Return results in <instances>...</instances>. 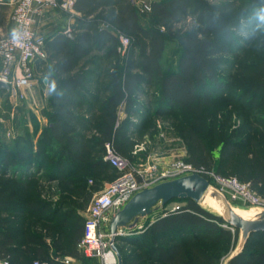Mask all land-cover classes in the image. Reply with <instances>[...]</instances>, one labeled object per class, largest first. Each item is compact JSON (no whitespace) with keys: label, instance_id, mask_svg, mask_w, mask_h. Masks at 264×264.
Segmentation results:
<instances>
[{"label":"rangeland","instance_id":"obj_1","mask_svg":"<svg viewBox=\"0 0 264 264\" xmlns=\"http://www.w3.org/2000/svg\"><path fill=\"white\" fill-rule=\"evenodd\" d=\"M198 1L226 16H239L242 22L235 31L238 48L220 68L225 78V90L216 96L211 106L196 115L168 109L163 105L158 84L145 85V93L139 96V113L128 119L119 113L115 130L124 126L131 140L127 145L128 155H120L142 171L152 165L167 168L177 161L190 164L195 157L197 164L216 169L220 173L216 174L221 177L237 179L264 199V9H255L250 0ZM11 11V7L0 9V36L10 30L8 18ZM141 15L145 17V27L166 31V27L159 25L148 13ZM77 17H81L77 10L73 15L47 13V25L42 19L38 28L47 38L64 34L73 39L79 33L75 30ZM103 25L110 27L106 23ZM194 28L195 22L189 18L173 27L171 34L167 33L161 61L165 72L176 70L183 51L181 36L174 33L177 30L187 33ZM121 34L131 40L126 49L119 47L122 65L130 54L138 56L148 52V40ZM46 50V60L33 62L31 71L35 77L44 80L49 102L61 96L59 87L66 77L57 78L55 85L49 84V79L57 74L59 60L50 42ZM115 64L113 58H107V51H93L82 65V69L91 74L90 82L85 85L86 92L98 94L104 100L107 95L103 90L109 84L108 72ZM2 70L0 64V73ZM86 92L82 93L92 102ZM75 110L85 119L93 116L98 119L92 131L80 133L92 150L79 164L70 161L63 154L64 149L51 140L47 133L50 126L48 116L43 113L42 117L37 116L11 92H0V160L3 150L26 154L28 129L33 132L35 123L41 127L37 156L21 162L18 168H0V192L5 195L4 201L0 202V235L6 234L12 242L5 256H10L14 264H31L35 260L53 264L58 259L72 257L76 253V234L79 229H84L93 198L112 178L110 170H97L93 166L104 159V149L97 144L101 133L97 127L103 118L88 107ZM259 121L260 125L257 124ZM230 203L241 210L249 207L243 202ZM31 204L38 207L34 209ZM184 205L179 201L167 206L158 205L151 215L140 220L138 227L124 229L116 247L126 262L152 264L147 259L152 249L168 247L171 242L147 235L146 229L159 217L174 213ZM231 232L232 239H208L203 234H196L198 241L189 243L187 248L189 261L197 263L200 254L205 252L218 257V264H228L239 240V237L235 239V230ZM260 250H263L260 246L250 248L251 252ZM90 261L89 264H95Z\"/></svg>","mask_w":264,"mask_h":264},{"label":"trees","instance_id":"obj_2","mask_svg":"<svg viewBox=\"0 0 264 264\" xmlns=\"http://www.w3.org/2000/svg\"><path fill=\"white\" fill-rule=\"evenodd\" d=\"M250 5L255 9H264V0H250ZM75 10L81 17L76 18L75 30L79 33L73 39L64 34L47 38L42 31H38L45 38V50L50 42L56 49L55 57L59 60L57 74L49 79V84L55 85L58 83L57 78L66 77L59 87L61 96L58 99L54 97L49 102L47 100L42 113L50 119L47 133L51 140L64 149L63 154L70 161L77 164L85 161L92 148L80 133L92 131L95 127L94 122L98 121L97 116L90 119L81 117L76 108L88 107L90 110H96L103 118L97 127L101 131L97 144L104 149V153L105 144L113 142L117 153L126 156L127 145L131 143L129 132L124 126L119 131L115 130L118 128L116 123L120 112L126 119L139 113L141 107L139 96L145 93V85L158 84L161 100L168 109L196 115L211 106L216 101V96L225 90V78L220 68L238 48L235 31L242 26L239 16H226L198 0H153L151 11L146 13L159 25L166 27V31L162 32L160 29L145 27L143 23L145 17L132 0H77ZM54 11L66 14L59 10ZM189 18L194 20L196 28L187 33H181L180 30L174 33L181 36L183 51L176 70L165 72L161 61L166 49V35L171 34L173 27ZM104 23L110 27L104 26ZM119 33L148 40V52L140 53L138 56L130 54L122 65L119 50L121 45L119 37L122 34L118 36ZM95 50L107 51V58H113L116 63L108 72L109 84L103 90L107 95L104 100L98 94L86 92L85 88L90 82L91 74L89 70L82 69V65ZM34 79L44 88V80L35 76ZM83 91L91 96L92 102L87 100ZM257 124L260 125L261 122ZM40 129L37 123L33 132L28 129L29 147L26 154L3 150L0 168L7 170L18 168L21 162L35 158L40 150ZM190 164L203 166L220 174L212 167L197 164L195 157ZM93 166L97 170L105 168L110 170L112 174L110 182L117 177V171L104 159ZM4 196V192H0V202L4 201ZM174 201L185 205L174 213L159 217L145 231L147 235L162 238L171 244L168 247L153 248L147 259L152 264H218V257L205 252L200 254L197 263H191L187 248L189 243L198 241L196 234H203L208 239L223 237L232 239L234 238L232 228L221 217L205 210L191 199ZM30 206L34 209L38 207L35 204ZM83 234L84 229H79L76 234V253L70 258L82 264H89L91 261L77 248ZM235 236V239H238V230H235ZM0 238V261L9 260L10 264H14L10 256H5L12 242L6 234L0 235ZM257 246L263 250L250 251L251 247ZM65 259H58L53 264H65ZM47 262L52 264L50 261ZM122 264L130 263L122 256ZM228 264H264V232L252 234L243 252L231 259Z\"/></svg>","mask_w":264,"mask_h":264},{"label":"built area","instance_id":"obj_3","mask_svg":"<svg viewBox=\"0 0 264 264\" xmlns=\"http://www.w3.org/2000/svg\"><path fill=\"white\" fill-rule=\"evenodd\" d=\"M142 13L151 11L150 0H132ZM77 0H0V9L11 7L9 16L10 30L0 36V61L3 70L0 81L8 85L7 91L18 97L21 102L29 98L34 86L31 65L37 60H45V38L36 29L38 18L49 11L59 10L75 14ZM13 29L16 35H13ZM121 46L126 49L130 38L119 37ZM104 161L117 171V177L107 183L92 200L84 225V234L78 243V251L95 264H119L116 253L111 247L113 235L110 230L112 218L139 192L152 188L162 182L198 174L222 192L229 202H243L250 207H263L264 199L258 197L247 185L234 178H225L204 167H195L182 161L174 162L167 168L152 165L142 171L133 166L115 150L113 142L104 146ZM120 230L116 238L122 236ZM65 264H82L73 258L64 260ZM0 264H10L1 260ZM33 264H50L36 260Z\"/></svg>","mask_w":264,"mask_h":264},{"label":"water","instance_id":"obj_4","mask_svg":"<svg viewBox=\"0 0 264 264\" xmlns=\"http://www.w3.org/2000/svg\"><path fill=\"white\" fill-rule=\"evenodd\" d=\"M8 89V85L0 81V91ZM176 199L193 200L205 210L221 217L230 228L239 231L238 245L228 262L243 252L252 234L264 232L263 207L249 206L241 210L230 203L226 196L212 186L205 177L198 174L187 175L137 193L112 218L111 247L117 255L119 264H122V256L115 245L118 232L135 229L140 220L151 215L158 205L167 206Z\"/></svg>","mask_w":264,"mask_h":264},{"label":"crops","instance_id":"obj_5","mask_svg":"<svg viewBox=\"0 0 264 264\" xmlns=\"http://www.w3.org/2000/svg\"><path fill=\"white\" fill-rule=\"evenodd\" d=\"M51 12H56V11H49L47 13H51ZM47 13H45L42 17L38 18L37 20L36 29L39 32L40 30L38 28V23L40 24L42 22V19H44L45 25H47V20L45 19ZM8 27L10 28L9 18H8ZM23 104H26L35 113V115L42 117L41 115L42 111L47 105V98H46V92L44 88L40 85L38 80L34 81V86H33V89L29 93V98Z\"/></svg>","mask_w":264,"mask_h":264},{"label":"clouds","instance_id":"obj_6","mask_svg":"<svg viewBox=\"0 0 264 264\" xmlns=\"http://www.w3.org/2000/svg\"><path fill=\"white\" fill-rule=\"evenodd\" d=\"M262 18H264V17H262ZM13 35H14V36L16 35V31H15V29H13Z\"/></svg>","mask_w":264,"mask_h":264}]
</instances>
